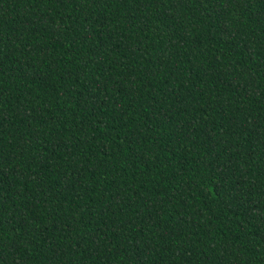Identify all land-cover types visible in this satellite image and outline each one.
Segmentation results:
<instances>
[{
  "label": "trees",
  "instance_id": "16d2710c",
  "mask_svg": "<svg viewBox=\"0 0 264 264\" xmlns=\"http://www.w3.org/2000/svg\"><path fill=\"white\" fill-rule=\"evenodd\" d=\"M0 264H264V0H0Z\"/></svg>",
  "mask_w": 264,
  "mask_h": 264
}]
</instances>
